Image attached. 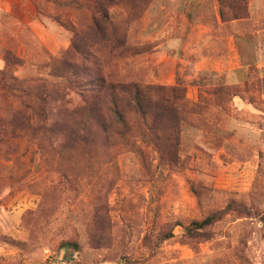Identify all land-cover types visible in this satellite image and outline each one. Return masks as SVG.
Returning a JSON list of instances; mask_svg holds the SVG:
<instances>
[{"label": "rangeland", "instance_id": "rangeland-1", "mask_svg": "<svg viewBox=\"0 0 264 264\" xmlns=\"http://www.w3.org/2000/svg\"><path fill=\"white\" fill-rule=\"evenodd\" d=\"M90 2L107 17L0 0V75L22 81L0 87V264H128L120 253L130 264H264V0L226 22L217 0ZM65 60L115 81L182 87L194 112L180 163H158L151 147L145 163L126 152L115 163H62L45 150L31 127L80 102L51 74ZM212 210L222 213L209 239L184 236L178 222ZM99 214L108 239L94 246ZM169 223L174 237L151 253L144 239Z\"/></svg>", "mask_w": 264, "mask_h": 264}, {"label": "trees", "instance_id": "trees-1", "mask_svg": "<svg viewBox=\"0 0 264 264\" xmlns=\"http://www.w3.org/2000/svg\"><path fill=\"white\" fill-rule=\"evenodd\" d=\"M53 2L58 8H87L107 17L100 3L92 4L90 0ZM217 2L220 19L224 22L249 16L248 0ZM51 74L62 78L65 87L72 90L80 102L72 104L67 100L52 121L33 126L30 132L41 135L45 150L57 149L62 154V163H115L116 156L125 152L145 163L143 147H151L157 153L158 163H180L182 126L194 112L182 87L149 86L135 79L115 81L99 71L96 64L88 66L67 60L56 63ZM21 82L10 70L1 72V89L20 90ZM214 91L220 93L226 89L218 87ZM221 213L222 210H212L200 219L177 224H183L187 238L207 240L211 236L210 227L220 219ZM99 217L95 221L99 227L90 237L94 246L108 239L97 230L102 229L104 221L102 214ZM173 225H164L154 238L146 236L144 242L151 253L174 237ZM61 246L80 249L75 241L62 242ZM120 258L130 264L124 253H120Z\"/></svg>", "mask_w": 264, "mask_h": 264}]
</instances>
